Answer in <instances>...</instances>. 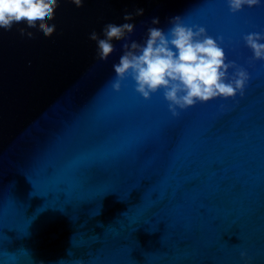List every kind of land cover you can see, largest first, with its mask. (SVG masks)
<instances>
[{
  "label": "water",
  "instance_id": "obj_1",
  "mask_svg": "<svg viewBox=\"0 0 264 264\" xmlns=\"http://www.w3.org/2000/svg\"><path fill=\"white\" fill-rule=\"evenodd\" d=\"M58 3L52 37L0 30V264H264V60L244 41L264 0ZM136 8L129 43L177 16L204 27L249 73L243 97L173 116L163 89L115 91L125 41L101 61L89 35Z\"/></svg>",
  "mask_w": 264,
  "mask_h": 264
},
{
  "label": "clouds",
  "instance_id": "obj_2",
  "mask_svg": "<svg viewBox=\"0 0 264 264\" xmlns=\"http://www.w3.org/2000/svg\"><path fill=\"white\" fill-rule=\"evenodd\" d=\"M76 7H82V0H73ZM232 13L242 11L245 6L254 7L261 0H227ZM58 0H0V30L11 31L14 26L21 36L32 38L29 29L52 37L56 25L55 12ZM143 8L133 12L125 10L122 25H104L101 36L93 31L89 39L97 45V57L107 61L116 50L113 41H125L119 63L114 64L115 79L111 87L119 92L122 81L131 76L135 81V91L144 99L163 89L169 111L178 116L179 110H186L197 102L205 103L216 98H235L244 95L250 79L249 73L227 61L224 49L216 39L207 35L206 29L199 26H185L181 17L170 20L171 27L165 31L159 27H149L143 44L130 40L135 25L128 21L144 15ZM160 23L158 17L151 19L152 25ZM195 28V30H194ZM219 40L222 42L223 37ZM264 34L250 33L244 36L246 46L253 52V60H264ZM235 69L230 76L229 70ZM31 195V194H30ZM247 253L242 251L241 257Z\"/></svg>",
  "mask_w": 264,
  "mask_h": 264
}]
</instances>
